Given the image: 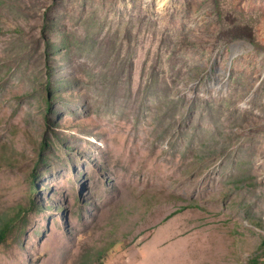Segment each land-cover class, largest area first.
Returning a JSON list of instances; mask_svg holds the SVG:
<instances>
[{"label":"rangeland","instance_id":"obj_1","mask_svg":"<svg viewBox=\"0 0 264 264\" xmlns=\"http://www.w3.org/2000/svg\"><path fill=\"white\" fill-rule=\"evenodd\" d=\"M14 216L0 264H264V0H0Z\"/></svg>","mask_w":264,"mask_h":264},{"label":"trees","instance_id":"obj_2","mask_svg":"<svg viewBox=\"0 0 264 264\" xmlns=\"http://www.w3.org/2000/svg\"><path fill=\"white\" fill-rule=\"evenodd\" d=\"M36 179V174L34 172L31 173V183L34 184ZM16 218L11 217L7 219L0 218V245H6L9 243L10 235L13 233ZM250 264H258L255 260H252Z\"/></svg>","mask_w":264,"mask_h":264}]
</instances>
